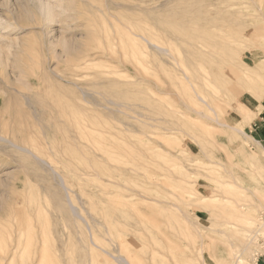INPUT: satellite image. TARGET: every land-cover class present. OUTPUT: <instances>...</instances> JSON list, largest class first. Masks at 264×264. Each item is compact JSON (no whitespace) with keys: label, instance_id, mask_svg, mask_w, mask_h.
Returning a JSON list of instances; mask_svg holds the SVG:
<instances>
[{"label":"rangeland","instance_id":"obj_1","mask_svg":"<svg viewBox=\"0 0 264 264\" xmlns=\"http://www.w3.org/2000/svg\"><path fill=\"white\" fill-rule=\"evenodd\" d=\"M263 255L264 0H0V264Z\"/></svg>","mask_w":264,"mask_h":264},{"label":"bare ground","instance_id":"obj_2","mask_svg":"<svg viewBox=\"0 0 264 264\" xmlns=\"http://www.w3.org/2000/svg\"><path fill=\"white\" fill-rule=\"evenodd\" d=\"M199 99H200V98H199ZM204 102H205V101H204ZM206 105H207V104H206ZM211 109H212V108H211ZM213 111H214V110H213ZM214 122H217V121H214ZM225 125H227V124H225ZM227 126H228V125H227ZM15 146H16V145H15ZM19 148H20V147H19ZM22 149H23V148H22ZM25 149H26V148H25ZM23 150H24V149H23ZM26 150H27V149H26ZM116 150H117V148H116ZM42 162H43V161H42ZM59 179H60V178H59ZM61 179H62V177H61ZM121 198H122V197H121ZM123 204H124V203H123ZM125 216H126V215H125ZM125 216H124V217H125ZM125 219H126V218H125ZM127 219H128V217H127ZM129 219H130V218H129ZM125 221H126V220H125ZM126 224H127V223H126ZM120 230H121V229H120ZM122 233H123V232H122ZM257 233H258V232H257ZM122 235H123V234H122ZM126 235H127V234H126ZM255 236H256V234H255ZM95 237H96V236H95ZM258 238H259V237H258ZM93 240H94V239H93ZM256 240H257V239H256ZM91 243H92V242H91ZM97 247H98V246H97ZM133 250H134V249H133ZM105 251H106V250H105ZM106 252H107V251H106ZM170 252H171V251H170ZM146 256H147V255H146ZM126 257H127V256H126ZM139 257H140V256H139ZM152 257H153V255H152ZM128 258H129V257H128ZM137 258H138V257H137ZM132 259H133V258H132ZM138 259H139V258H138ZM238 259H239V258H237L236 261H237L238 263H240V261H239ZM121 260H122V259H121ZM124 260H125V259H124ZM126 261H127V260H125V263H126ZM125 263H124V264H125ZM131 263H132V262H131ZM127 264H130L129 261H127Z\"/></svg>","mask_w":264,"mask_h":264},{"label":"crops","instance_id":"obj_3","mask_svg":"<svg viewBox=\"0 0 264 264\" xmlns=\"http://www.w3.org/2000/svg\"><path fill=\"white\" fill-rule=\"evenodd\" d=\"M260 264H264V255L261 256L260 260H259Z\"/></svg>","mask_w":264,"mask_h":264}]
</instances>
